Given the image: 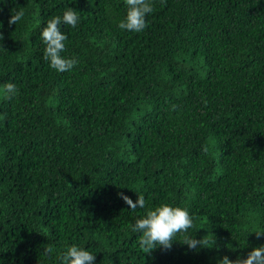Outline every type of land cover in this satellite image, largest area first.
Returning a JSON list of instances; mask_svg holds the SVG:
<instances>
[{
	"label": "trees",
	"instance_id": "1",
	"mask_svg": "<svg viewBox=\"0 0 264 264\" xmlns=\"http://www.w3.org/2000/svg\"><path fill=\"white\" fill-rule=\"evenodd\" d=\"M152 3L131 32L126 0H0V85L18 89L0 92V264L70 243L96 264H215L264 244V0ZM68 7L77 63L57 71L41 32ZM161 202L207 245L141 249L131 225Z\"/></svg>",
	"mask_w": 264,
	"mask_h": 264
},
{
	"label": "clouds",
	"instance_id": "2",
	"mask_svg": "<svg viewBox=\"0 0 264 264\" xmlns=\"http://www.w3.org/2000/svg\"><path fill=\"white\" fill-rule=\"evenodd\" d=\"M152 11V0H126V12L123 18L119 19L118 26L127 31L140 32L146 27L147 14ZM22 15V11H17L15 15H11L9 24L15 23ZM78 19L77 12L68 7L62 16L56 15L49 19L42 29L41 36L46 45L45 58L57 71L71 69L77 63L74 57L61 55V50L65 47L66 36L60 31L59 25L61 21L75 25ZM17 91V85L12 81H5L0 85V92L8 98L15 96ZM118 195L131 208L144 206V199L139 195H136L135 199L123 192L118 193ZM192 224L193 218L186 206L161 202L149 207L143 215L136 217L131 227L133 232L139 234V247L145 252H150L157 246L164 249L170 248L176 233L184 234L183 242L189 248L196 249L199 246L207 245L203 238H197L194 234H187ZM260 234L262 233H258V235ZM44 252L50 254L52 252L51 247L46 244ZM56 264H96V255L86 247L70 243L66 244L57 254ZM215 264H264V244L251 247L246 256L238 255L235 259H230L224 255L222 258H216Z\"/></svg>",
	"mask_w": 264,
	"mask_h": 264
}]
</instances>
